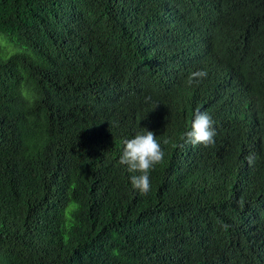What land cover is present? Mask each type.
I'll use <instances>...</instances> for the list:
<instances>
[{
  "label": "trees",
  "instance_id": "1",
  "mask_svg": "<svg viewBox=\"0 0 264 264\" xmlns=\"http://www.w3.org/2000/svg\"><path fill=\"white\" fill-rule=\"evenodd\" d=\"M0 38V264H264V0H0Z\"/></svg>",
  "mask_w": 264,
  "mask_h": 264
},
{
  "label": "clouds",
  "instance_id": "2",
  "mask_svg": "<svg viewBox=\"0 0 264 264\" xmlns=\"http://www.w3.org/2000/svg\"><path fill=\"white\" fill-rule=\"evenodd\" d=\"M207 73L203 70L192 72L188 77V84L191 85L198 78H204ZM194 115V114H193ZM214 121L206 112L197 109L191 130L185 133V140L193 146L202 144L205 147L215 144L216 130L213 127ZM167 143V141H165ZM125 148L120 158L121 164H126L131 173H139L130 177L132 186L141 195H147L151 190L149 172L154 165L161 163L164 152L156 135L152 131L146 134H137L134 138L124 141ZM246 159L251 164L253 156Z\"/></svg>",
  "mask_w": 264,
  "mask_h": 264
},
{
  "label": "rangeland",
  "instance_id": "3",
  "mask_svg": "<svg viewBox=\"0 0 264 264\" xmlns=\"http://www.w3.org/2000/svg\"><path fill=\"white\" fill-rule=\"evenodd\" d=\"M0 39H2V38H0ZM2 40H4V39H2ZM5 41V40H4ZM3 56V55H2ZM5 56V55H4ZM7 56V55H6ZM9 56V55H8Z\"/></svg>",
  "mask_w": 264,
  "mask_h": 264
}]
</instances>
